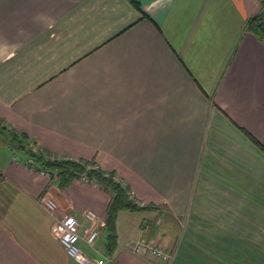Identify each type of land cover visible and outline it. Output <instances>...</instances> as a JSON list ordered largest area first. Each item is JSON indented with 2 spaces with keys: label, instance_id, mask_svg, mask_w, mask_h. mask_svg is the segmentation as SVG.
<instances>
[{
  "label": "crops",
  "instance_id": "1",
  "mask_svg": "<svg viewBox=\"0 0 264 264\" xmlns=\"http://www.w3.org/2000/svg\"><path fill=\"white\" fill-rule=\"evenodd\" d=\"M261 6L0 0V121L147 204L118 211L105 264H264V42L247 28ZM1 152L0 264H75L50 232L66 213L98 230L82 251L107 254L108 191ZM140 239L170 260L132 253Z\"/></svg>",
  "mask_w": 264,
  "mask_h": 264
},
{
  "label": "trees",
  "instance_id": "2",
  "mask_svg": "<svg viewBox=\"0 0 264 264\" xmlns=\"http://www.w3.org/2000/svg\"><path fill=\"white\" fill-rule=\"evenodd\" d=\"M131 2L137 9H140L138 3L135 1ZM247 28L264 42V16L262 14L259 13L250 17L247 20ZM2 132L1 142L6 147H9L15 154H22L25 157L24 163L29 168L38 172L44 171L50 177H55V181L59 185L63 186L71 179L81 178V175H85L93 178L98 185L109 192L110 201L106 215V231L108 235L104 250L108 255L112 254L116 246L115 224L118 211L121 209L144 208L137 206L133 202L129 197L127 188L115 179L113 173H106L99 169L95 162L60 157L57 154L50 153L24 133L7 129L0 121V133Z\"/></svg>",
  "mask_w": 264,
  "mask_h": 264
},
{
  "label": "built area",
  "instance_id": "3",
  "mask_svg": "<svg viewBox=\"0 0 264 264\" xmlns=\"http://www.w3.org/2000/svg\"><path fill=\"white\" fill-rule=\"evenodd\" d=\"M261 3L262 6H261L260 14L264 16V0H261ZM41 173L48 175V173L44 171H41ZM50 178L51 180L56 179L55 177L53 178L50 177ZM81 179L85 181L95 182L93 178H89L85 175H81ZM115 179L119 181L117 177H115ZM129 197L133 200V202L137 206L139 207L147 206V204L144 201L134 199L132 195H129ZM40 203L50 213L55 215V209L57 208V205L52 199H49L46 197V195H43L40 197ZM84 215L86 218H88L91 221L96 220V215L90 211L85 212ZM81 229H82V235L80 234ZM50 232L55 238L59 240L66 255L70 259H72L75 262V264H105L107 262L111 263V257L108 254L102 255V257L98 259H92L82 251V249L79 247L78 244L79 240L82 238L88 245L92 246L98 237V230L92 226L81 225L74 215L66 213L63 216H55V221L52 223L50 227ZM128 248L132 253L136 255L153 257L160 259L164 262L169 261L171 258L170 253H168L161 244L153 242L148 239H140L134 241L128 246Z\"/></svg>",
  "mask_w": 264,
  "mask_h": 264
},
{
  "label": "rangeland",
  "instance_id": "4",
  "mask_svg": "<svg viewBox=\"0 0 264 264\" xmlns=\"http://www.w3.org/2000/svg\"><path fill=\"white\" fill-rule=\"evenodd\" d=\"M3 134V132L2 133H0V156H1V154H2V152H1V140H2V135ZM16 155L17 156H20V153H16Z\"/></svg>",
  "mask_w": 264,
  "mask_h": 264
}]
</instances>
